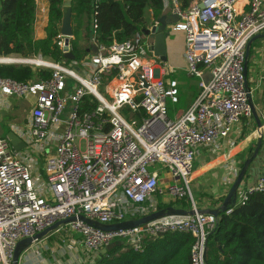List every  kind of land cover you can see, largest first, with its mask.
Returning a JSON list of instances; mask_svg holds the SVG:
<instances>
[{
  "label": "built area",
  "instance_id": "1",
  "mask_svg": "<svg viewBox=\"0 0 264 264\" xmlns=\"http://www.w3.org/2000/svg\"><path fill=\"white\" fill-rule=\"evenodd\" d=\"M162 1L177 18L170 31L183 35L185 71L199 79V93L177 118L168 116L177 83L166 78L171 69L147 50L143 34L109 46L92 39L96 52L67 66L40 55L0 57V65L33 73L26 82L0 77V111L10 112L11 100L28 108L20 123L6 127L22 149L0 134V264H11L17 242L58 221L82 216L117 225L151 215L167 201H184L193 214L115 231L76 220L33 242L18 264H94L111 243L140 253L145 241L167 233L189 234L190 264H205L206 237L218 218L197 213L189 191L194 161L253 116L243 65L249 40L264 34V0H201L202 8L194 3L185 11L177 0ZM84 98L95 105L83 109ZM236 193L234 205L264 193V175ZM50 235L60 243L49 245Z\"/></svg>",
  "mask_w": 264,
  "mask_h": 264
},
{
  "label": "trees",
  "instance_id": "2",
  "mask_svg": "<svg viewBox=\"0 0 264 264\" xmlns=\"http://www.w3.org/2000/svg\"><path fill=\"white\" fill-rule=\"evenodd\" d=\"M200 1L177 0L182 11L188 10L193 2ZM62 2L47 0L44 37L35 39L36 0H0V57L40 55L54 62L64 61L58 44ZM162 13V0H71L72 38L69 39V52L72 61L80 62L88 55L92 39L104 46L122 43L135 33L143 34ZM64 62L67 66L71 61ZM39 76L47 78L49 74L39 72ZM0 77L26 82L32 79L33 73L28 67L0 65ZM87 100H82L83 109L95 105H88ZM174 204H179V201L158 202L157 210L173 208ZM180 204L186 206L184 201ZM195 207L198 210L196 203ZM228 209L231 212L225 215ZM53 238L49 236L47 239L51 241ZM192 243L193 238L189 234L167 233L145 241L142 252L135 253L125 249L121 242H116L115 248L101 254L94 264H190ZM204 262L264 264V193L253 194L246 202L229 205L219 212L216 228L206 237Z\"/></svg>",
  "mask_w": 264,
  "mask_h": 264
},
{
  "label": "crops",
  "instance_id": "3",
  "mask_svg": "<svg viewBox=\"0 0 264 264\" xmlns=\"http://www.w3.org/2000/svg\"><path fill=\"white\" fill-rule=\"evenodd\" d=\"M240 3L245 4L246 0H241ZM45 7H47L46 0ZM162 15L171 16L172 14L168 7H163ZM45 24L46 13H44V15L41 17L39 27H36L37 23H35L34 25L35 39H41L44 37ZM173 34L174 33H172L170 29H168L166 31L165 40V63L167 64L169 69H171V72H166L165 76L166 78L174 80L177 83V102L175 104L168 103V116L171 119L177 118L188 108V106L196 98L199 90V79L188 76L185 71V62L183 59V35L178 38L180 42L179 54L181 67L183 68V74L177 75L174 68L170 65V61L173 62L174 60H176L175 56L172 54L173 52H171L173 46V39L171 38V36ZM261 40L262 42H264V38ZM257 41L258 40L253 42L249 47L248 62L251 65V68H248V70L246 69V81L247 87L251 92V104L256 119L261 124V146L257 153V156L252 160L245 173L246 177L241 182L242 186L251 185L259 177L264 175V83L261 81L262 77H264V45H259ZM145 43L147 44V46H149L150 41L145 38ZM207 78L208 73L205 71L203 79L207 80ZM11 103L12 110L8 114L15 118V122L20 123L27 113L26 110H28L26 101L11 100ZM176 105H180V107L176 108ZM175 109L177 110V113ZM21 111L23 112L21 113ZM0 114H2V111H0ZM2 133L3 130L0 126V134L2 135ZM258 136L259 135L256 120L254 116H252L251 120H243L239 125L234 127L228 138L226 140L220 141L217 148L212 150L203 149L199 152V154L195 158L194 168L190 179L191 183L194 184V200L196 205L198 206V210H216L222 205L228 193V190L235 178L238 176L243 163L251 156L254 148L256 147ZM161 177V183L166 184L168 178L165 172H161ZM180 202L179 204H175L176 206H173V208L180 210H189L190 206L186 202L185 207H183ZM167 203L168 201L165 202V204ZM211 205L215 207L210 209ZM27 253L29 252H26L25 254ZM23 257L27 258L26 256L22 255V258ZM22 258L20 262L22 261ZM29 264L35 263L29 261Z\"/></svg>",
  "mask_w": 264,
  "mask_h": 264
},
{
  "label": "water",
  "instance_id": "4",
  "mask_svg": "<svg viewBox=\"0 0 264 264\" xmlns=\"http://www.w3.org/2000/svg\"><path fill=\"white\" fill-rule=\"evenodd\" d=\"M198 7L202 8V3H198ZM61 13H62L61 25L58 31H59V35L63 37V46H62L63 60L72 61L73 57L69 52V39L72 38L71 0H63L62 6H61ZM176 21H177V18L175 15H171V16L161 15L149 29L143 32V36L150 41V44L147 50L151 52L154 57L158 58L162 62L166 61V45H165L166 31ZM263 38H264V35L254 36L253 38L249 40V42L247 43L246 49H245L243 75L245 77L244 87L246 91H248L247 81H246V68H247V61H248V55H249V47L256 40L263 39ZM95 52H96V48L94 45H92L91 48L88 50V53L93 54ZM248 97L250 99L249 95ZM252 113L256 120V125H257L258 135H259L257 139L256 147L254 148L251 156L243 163L238 173V176L235 178L231 187L229 188L228 193L222 205L216 210H197V213L210 214L214 216L215 218H218L220 211L225 210V208L228 207L229 205L235 204L236 191L238 189V186L241 184L250 163L257 156V153L261 146V136H262L261 135V124L256 119L253 107H252ZM9 140H10V144L13 146L14 150L16 151L24 147V145L21 142H19V140L15 136L11 134L9 135ZM192 214H193V210H180V209L169 208L167 210L157 211L151 215L145 216L143 218H139L137 220H132V221L120 223L117 225H111V226L99 225L95 222H91L85 219L82 216L69 217L64 220L54 223L53 225L41 231L40 233L34 235L32 238H26V239H23L17 242L13 250L11 264H18L20 255L25 250H27L32 245L33 242L44 239L49 233L55 231L59 226H63V225L75 222L76 220L84 222L88 225H93L102 231H115L121 228L138 227V226L144 225L150 221L156 220L163 216H168V215L191 216ZM115 246H116L115 243L109 244L108 246H106L104 249L101 250V254L103 255L106 252L114 249Z\"/></svg>",
  "mask_w": 264,
  "mask_h": 264
},
{
  "label": "rangeland",
  "instance_id": "5",
  "mask_svg": "<svg viewBox=\"0 0 264 264\" xmlns=\"http://www.w3.org/2000/svg\"><path fill=\"white\" fill-rule=\"evenodd\" d=\"M36 2H37V7H36V19H35L36 22L35 23H37L36 27L38 28L39 27V22L41 21V17L44 15V13H46V18H47V7H45V0H37ZM46 2H47V0H46ZM180 36H182L181 33H174L171 36V38L173 39V41H172L173 46H172L171 52H173L172 54L175 56L176 60H174L173 62L170 61V65L174 68V70L176 71L177 75L183 74V72H182L183 68L181 67V60H180V54H179V52H180V42H179L178 38ZM257 43L259 45H264V42H262L261 39L258 40ZM168 62H169V59H168ZM248 68H251V65L247 61V68L246 69L248 70ZM179 98H180V94H179ZM178 107H180V105L177 106L176 108H178ZM175 111L177 113L176 109H175ZM22 112L23 111H21V113ZM8 113L9 112H2V114H0V126H1V128L3 130V136L9 135L7 133L6 127L9 126L11 123H13V121H15V119L12 116H10V114H8ZM189 191H190V194L192 196V200H193V202L195 204V200H194V197H195L194 184H192V183L189 184ZM236 194H237V198H238L239 194L238 193H236ZM174 206H176V205L174 204ZM50 236L53 237V235H50ZM47 243L49 245H54L55 243L59 244L60 242H59V240L53 238L51 241L47 239ZM61 245H64V243L61 244ZM64 247H66V245Z\"/></svg>",
  "mask_w": 264,
  "mask_h": 264
}]
</instances>
